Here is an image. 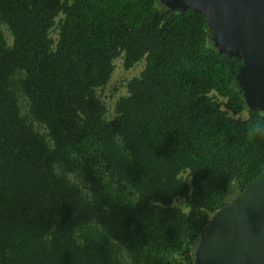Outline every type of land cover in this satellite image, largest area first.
Masks as SVG:
<instances>
[{
  "label": "trees",
  "instance_id": "1",
  "mask_svg": "<svg viewBox=\"0 0 264 264\" xmlns=\"http://www.w3.org/2000/svg\"><path fill=\"white\" fill-rule=\"evenodd\" d=\"M0 23V264H193L231 184L264 169L241 61L157 0H0ZM121 54L145 67L107 120L95 91Z\"/></svg>",
  "mask_w": 264,
  "mask_h": 264
},
{
  "label": "water",
  "instance_id": "2",
  "mask_svg": "<svg viewBox=\"0 0 264 264\" xmlns=\"http://www.w3.org/2000/svg\"><path fill=\"white\" fill-rule=\"evenodd\" d=\"M157 1L204 16L213 48L241 61L235 83L245 106L264 113V0ZM193 264H264V169L203 227Z\"/></svg>",
  "mask_w": 264,
  "mask_h": 264
},
{
  "label": "rangeland",
  "instance_id": "3",
  "mask_svg": "<svg viewBox=\"0 0 264 264\" xmlns=\"http://www.w3.org/2000/svg\"><path fill=\"white\" fill-rule=\"evenodd\" d=\"M62 17L63 15L60 14L55 19L56 24L59 22V20L62 19ZM0 28L2 30V33L4 35L7 44L11 45L12 36L7 26L0 23ZM50 37L53 39L54 42H56L58 37L57 26H54L50 31ZM112 65H113V71L110 75L108 82L104 86L97 88L95 91L96 95L105 105L107 120H111L116 116L115 104L117 100L121 97H125L128 95V83L130 80L138 77L141 74V72L145 67V61L143 59L138 63H136L135 65H133L131 68H125L123 54H121L119 57L115 58L112 61ZM18 105L21 115L26 116L28 118V121L32 124L33 128L45 136L46 134L45 128L37 124L36 122L31 121V119L29 118L28 101L19 92H18ZM247 115H248L247 112H242L239 115H237V117L241 119H245ZM69 177L71 180H73L83 189V185L81 184L79 179L75 178L74 175H69ZM182 177L187 179L189 182L186 173L182 174ZM236 195H237V187L235 184H231L227 198L232 199ZM174 205L182 208L184 211H187V206L184 199H177Z\"/></svg>",
  "mask_w": 264,
  "mask_h": 264
}]
</instances>
